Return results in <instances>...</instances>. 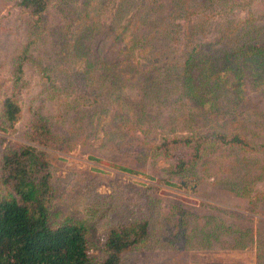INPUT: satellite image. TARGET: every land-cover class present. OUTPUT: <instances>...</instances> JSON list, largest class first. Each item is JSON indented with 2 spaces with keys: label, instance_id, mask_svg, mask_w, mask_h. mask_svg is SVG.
I'll use <instances>...</instances> for the list:
<instances>
[{
  "label": "trees",
  "instance_id": "trees-1",
  "mask_svg": "<svg viewBox=\"0 0 264 264\" xmlns=\"http://www.w3.org/2000/svg\"><path fill=\"white\" fill-rule=\"evenodd\" d=\"M237 1L117 0L107 25L99 23L100 0L16 3L25 44L13 52V85L33 65L51 96L41 110L54 99L65 109L49 118L40 112L30 122L31 144L0 151V264H119L124 252L151 238L144 218L118 222L105 235L103 259L94 262L83 223L52 221V165L38 147L58 144L82 126L70 113L83 106L110 126L105 137L122 145L134 132L129 143L170 160L168 173L180 179L196 178L195 166L211 156L243 161L241 152L264 155V15L238 22ZM53 11L61 19L56 28L49 26ZM101 33L122 44L118 62L88 61V43ZM68 61L82 71L83 82L63 69ZM20 118L11 92L2 101L0 133L15 131ZM54 121L66 127L64 135L56 134ZM201 126L211 132L198 133Z\"/></svg>",
  "mask_w": 264,
  "mask_h": 264
},
{
  "label": "rangeland",
  "instance_id": "rangeland-1",
  "mask_svg": "<svg viewBox=\"0 0 264 264\" xmlns=\"http://www.w3.org/2000/svg\"><path fill=\"white\" fill-rule=\"evenodd\" d=\"M18 1L0 0V111L4 96L11 92L17 94L21 107L15 131L9 135L0 133V151L8 145L31 144L27 139L30 122L40 112L49 118L61 115L65 109L54 99L41 110L51 96L33 65H26L23 80L13 85L10 74L13 52L25 44ZM116 1L100 0V25L113 19ZM237 2L240 5L234 12L238 22L248 16L264 15V0ZM49 19L52 28L61 21L54 11ZM45 46L41 45V49L45 50ZM122 49V44L101 33L88 43V61L118 62ZM62 67L83 82L82 71L76 73L69 61ZM73 99L71 93L67 102ZM256 103L249 105L255 107ZM91 114L84 106L70 113L71 119L82 126H75L66 140L38 149L46 153L52 165V221L58 224L68 219L83 223L94 262L104 257L103 244L110 227L144 218L149 223L151 238L144 245L124 252L119 264H264V155L241 152L240 156L248 161L211 156L202 160L198 168L195 166L193 170L199 171L196 178L180 179L168 173L170 160L143 153L142 146L139 152L136 142L129 143V138L135 140L131 138L134 132L128 133L121 145L117 138L104 136L112 133L110 126ZM54 122L56 134L64 135L66 127ZM197 132L207 134L211 130L201 126ZM136 137L140 139L142 135L138 132ZM111 166L131 169L136 175ZM232 169L238 174L230 176Z\"/></svg>",
  "mask_w": 264,
  "mask_h": 264
}]
</instances>
